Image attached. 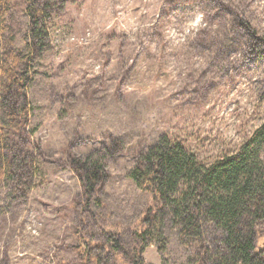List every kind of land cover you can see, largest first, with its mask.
Segmentation results:
<instances>
[{
    "label": "rangeland",
    "instance_id": "1",
    "mask_svg": "<svg viewBox=\"0 0 264 264\" xmlns=\"http://www.w3.org/2000/svg\"><path fill=\"white\" fill-rule=\"evenodd\" d=\"M219 4L264 32V0H67L28 93L45 160L28 203L0 213V264H130L102 249L85 260L80 245L81 234L103 242L110 231L133 251L153 203L128 177L139 157L166 135L211 164L263 123L264 58ZM69 153L103 159L94 216ZM165 238L164 252L156 241L145 248L146 264L197 260L176 229Z\"/></svg>",
    "mask_w": 264,
    "mask_h": 264
},
{
    "label": "trees",
    "instance_id": "2",
    "mask_svg": "<svg viewBox=\"0 0 264 264\" xmlns=\"http://www.w3.org/2000/svg\"><path fill=\"white\" fill-rule=\"evenodd\" d=\"M66 5L67 0H0V213L25 206L42 171L45 157L33 140L28 93L41 73L40 61L51 52V34ZM219 6L235 15L238 28L249 35L252 55L264 58V32L233 5ZM68 157L66 166L82 187L83 212L94 216L91 204L108 178L103 159ZM128 177L153 200L134 231L133 251L110 231L103 232V242L81 234L85 260L102 249L130 264H146L145 248L156 241L164 252L165 230L171 226L180 243L197 252L193 264H264V121L234 154L211 164L161 136Z\"/></svg>",
    "mask_w": 264,
    "mask_h": 264
}]
</instances>
